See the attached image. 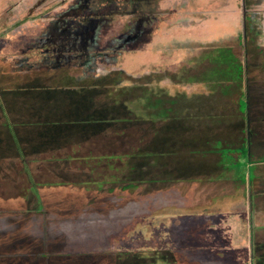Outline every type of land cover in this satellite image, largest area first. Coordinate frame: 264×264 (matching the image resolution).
<instances>
[{
  "label": "rangeland",
  "instance_id": "obj_1",
  "mask_svg": "<svg viewBox=\"0 0 264 264\" xmlns=\"http://www.w3.org/2000/svg\"><path fill=\"white\" fill-rule=\"evenodd\" d=\"M161 1L164 0H0V160L16 161L13 165L22 167L12 170L9 182L0 175V195L7 198L11 189L22 184L20 177L14 175L21 172L25 189L22 192L19 187L15 191L23 194L24 202H19L17 209L12 211L36 216L41 231L53 222L40 191L52 184H60L27 175L28 170L31 172L29 164L43 167L48 161L27 157L18 140L20 130L30 132V146L39 148L53 146L54 141L64 142V134L73 122L79 128L87 124L84 131L124 126L122 147L117 146L122 151L132 146L127 155L143 161L151 159L153 169V161L158 159L179 162L183 154L179 149L170 147L168 151L156 154L137 151L136 147L143 150V145L152 140L147 136L152 133L146 123L134 124L130 116L151 122L161 118L187 123L211 119L202 112L176 107L184 99L180 95L169 101L152 100L149 95L159 82L167 79L170 81L163 85L167 87L166 92H171L175 86L174 92L180 93L184 82L178 81L198 75L212 65L201 77L230 81L236 86L237 108L232 116L239 115L237 118L243 120L244 115L250 114L251 128L238 130L235 137L220 131H216V135L205 131L199 149H188L183 154L189 156L187 161L194 157L201 166L191 168L189 164L188 174L182 178L170 173L167 180L140 182L153 184L149 188L142 186L141 198L148 191L157 190L156 184L160 190L171 189L172 199L163 202L155 194L151 199L141 201L143 205L139 211H133L131 216L148 213L141 216L140 237L135 238L131 252L136 257L130 261L131 264H164L163 254L168 253L167 261L172 257L175 260L168 264H264V148L261 149L255 140L258 137L264 139V126L258 128L255 124L264 115L256 116L258 107L254 105L253 97L245 99V89L237 73L242 64L247 71L251 70L250 65L259 60V49L264 53V32L259 27H264V19L259 17L264 10L254 6L264 0L256 3L253 0ZM227 3L230 7L224 8ZM240 47L244 48V56L239 59L237 50ZM81 67H85L83 72ZM61 68H69L73 72L71 75L85 76L88 80L98 74L96 70L102 72L101 83L109 97H103L100 103H109L117 95L118 117L105 114L100 120L93 116L85 120L67 119L69 105L55 101L53 81L47 82V87L29 81L34 77H50L59 82V75L54 70ZM261 76L255 72L249 75L250 79ZM229 86L224 85L223 94L232 92L227 89ZM157 91L163 94L165 88ZM141 93L142 96L136 97ZM197 105L200 111L209 112L205 102L200 101ZM149 112L152 113L148 115ZM227 120V117L222 121L215 117L216 123ZM172 126L167 128L172 129ZM182 136L179 131L173 133L171 139L180 140ZM89 144L92 145L88 142L84 147ZM105 145L111 147L109 141ZM67 147L64 151L51 150L45 157L71 155ZM114 152L110 150L102 158L87 157L89 164L90 160L93 163L96 159L106 162L103 178L93 185L95 189L101 190L104 184L121 181V168L112 167L110 162L122 161V155ZM66 160L59 158L52 162L63 166L62 161ZM79 185L85 187V184ZM126 188L135 187L128 184L117 189ZM159 194L163 196L161 191ZM189 201L198 202L197 206L187 204ZM223 210L225 213L221 212ZM199 214L202 219H197ZM183 218L187 221L185 224ZM22 223L30 226L32 238L36 230L35 218L21 220L17 217L3 221L13 232ZM125 240L129 241V238ZM39 248L41 250L36 254L27 252L21 258L30 262L35 255L53 256L44 244H39ZM17 257L20 256L12 258ZM123 259L124 255L120 262Z\"/></svg>",
  "mask_w": 264,
  "mask_h": 264
},
{
  "label": "crops",
  "instance_id": "obj_2",
  "mask_svg": "<svg viewBox=\"0 0 264 264\" xmlns=\"http://www.w3.org/2000/svg\"><path fill=\"white\" fill-rule=\"evenodd\" d=\"M165 1L166 0L161 2ZM253 1L255 3L258 2V0ZM221 3L223 4L224 2ZM232 5L235 6L234 3ZM226 6L230 7V4H224V8H226ZM254 6L264 10V1H262L260 5ZM259 17L264 19L262 18L264 17V14L261 12ZM262 25H264V23H262ZM259 27L262 32H264V27L261 25ZM262 35H264V33H262ZM82 48H85V46H82ZM261 50L262 49H259L262 53ZM243 51L244 48L237 50V56L239 59L244 56ZM261 53L258 54L260 55L259 60L250 65V71H247L246 66L242 64V71L245 75L241 77V86L245 89V99H251V97L254 98V105L258 107V114L256 113V116H259L260 113L261 116L264 115V111H262L264 110V102H262V99H264V93H261V91L264 92V53ZM211 66L212 65L202 69L201 73L197 71L198 75L190 76L187 77V79L178 81L180 84L184 82V84H182L184 86L182 88L180 87V93L174 92L176 90L175 86H172L171 92H166L167 87L163 85L170 81L167 79L166 81L159 82L158 87H155L154 92L149 96L152 100H156L157 97H159V99H162L163 101H169L182 96L184 99H179V104L176 105V107H185L187 111L188 108L193 110V105L198 106L197 104H199L200 101H203L206 103V108L209 112L204 113L202 111V114H204L205 117H212L211 119L213 120L204 118V121L195 123L189 128L188 123L184 120L160 119L151 122L131 115L130 119L133 120L134 124L146 123L150 127L149 131L151 130L152 133V135H149L147 131V136H150L152 140L147 141V143L143 145V150L136 147L137 151H150L155 152L156 154L168 151L171 147L175 150L179 149L181 154H184L188 149H199L197 147H200L202 144L203 133L205 131L213 133V135H216V131H220L223 135L233 134L235 137L239 134L238 130L245 127L246 129L251 128L250 114L247 117L244 115L243 120L237 118L239 115H237L236 118L232 116L237 108L236 86H233L230 81L227 82L222 79L204 80L201 77V74ZM195 67L197 68L199 66L196 65ZM84 68L81 67L82 72L84 71ZM96 71L98 74L94 75L93 79L88 80L85 76H82L83 78H77L76 76L71 75L70 73L72 71L69 68H61L54 70V72L59 75L57 77L59 82H54L55 80H52L47 76V79L38 78V81H35L34 83L47 87V82L49 83L53 81V84L56 86L54 87L55 101L63 105H69L67 119L71 121L85 120L88 116H93L94 118H97L96 120H100L105 114H111L112 116L118 117L116 111L119 105L116 100L118 98L117 95L116 98L109 101V103H107V101L100 103V99L103 97L104 99H108L107 97H109V94L107 93L104 84L101 83L102 78L100 77H103L104 75H101L102 72L99 70ZM252 72L261 73V78L250 79L249 75ZM225 84L230 85L227 89L232 90L231 93H222ZM131 88L134 89V87ZM164 88L165 93L163 94H160L157 91L163 90ZM129 89L130 88H128V90ZM142 93L136 97L142 96ZM185 100L186 102H184ZM188 101H192V104L194 102L197 103L191 105ZM150 113L152 112H149L148 115ZM214 116L216 118L218 117V120L221 121L224 117L229 118V120H227V122L216 123ZM177 122H179V124H177ZM255 124L258 128L264 126V117ZM86 125L87 124H83L82 127L79 128L76 127L73 122V124L69 125L67 132L64 134V142L56 143L54 141V145L50 147L35 148V146H30L32 140L31 133L21 130L17 132V134H19L18 140L20 141L22 149L27 152V157L48 161L43 167L29 164L31 172L28 170L29 173L27 175L30 176V178L38 176L45 182H49L50 184L56 182L60 185L55 186L52 184L49 188L47 187V189L40 191V195L45 203L49 217L53 221L44 229V231H41L40 223L36 216L19 215V213H14L17 210L12 211L17 209V204L19 202H24L22 197L23 194L17 193L15 190L21 187L23 192L25 189V178L23 174L21 172L14 173L15 176H19L21 181H23L22 184L16 187L15 190L11 189V191H9L10 193H8L10 196L7 198L6 196L2 197L0 195V204L2 205L0 207V264H91L93 257L101 255L108 257L103 261V264H108L110 260H115L119 253L133 252V242L136 240L135 238H137V236L140 237L141 230L138 227L142 223L141 216H146L148 213L131 216L133 211H139L143 205L141 204V201L145 202L148 199H151V196L154 197L155 194L159 195L158 198L163 202L172 199L171 189L163 188L160 190V187L156 184H154V186H157L158 191L155 189L153 191H148V193L141 198L140 189L142 186H148L149 188V186L153 184H140V182L143 180H149L150 182V180L153 179L167 180L170 173L182 178L188 174L186 168L189 164L191 165V168L201 166L197 165L198 162H196L197 160L194 157H190L191 161H187L189 156L185 157L182 154V160L180 158L179 162L172 163L163 159H158L156 162L153 161V169L151 159L143 161L133 155H127V152L132 149V146H127L125 151H122L118 147L123 143L122 137L124 135L122 134L123 131H125L124 126L121 128H97L92 131H84ZM169 125L174 126H172V129L170 127L167 128ZM175 126L177 127L175 128ZM179 131L183 134L182 138L180 140H177V138L171 139L173 133H179ZM255 140L260 144L259 147L261 149L264 148V145H262L264 142H261L264 140L262 137H258V139ZM108 141L111 147L105 145ZM88 142H91L92 145L89 144L84 147V144ZM113 143L116 145L113 146ZM103 146H106L107 148ZM165 146H168V148ZM66 147L70 148L69 154L71 155L65 154L64 157L57 158L53 155L48 158L45 157V155H49L48 153L51 150L64 151ZM110 150L122 155V161L115 159L110 162L112 163V167L116 166V168H121V181H117L118 183L104 184L101 190L95 189L93 185L98 184L103 178V170L106 167V162L96 159L93 163V160H90L91 164H89L87 157L95 155L96 158H102L103 155L109 153ZM125 157H127V160H124ZM59 158H67L66 161H62L65 165L59 166V163L56 164L52 162V160ZM139 161H141V163H139ZM198 161L201 162L202 160L198 159ZM18 162L20 163V161ZM13 163H16V161L11 162L3 161L2 159L0 160V175L5 176V180L8 182V177L13 174L12 170L15 168H22L17 165L14 166ZM201 164L203 165V162H201ZM2 170L3 173L1 172ZM160 175L163 176L161 177ZM79 184H85V187H81ZM128 184H132L135 188H126L125 190L120 191L117 189ZM160 191L163 193V196L159 194ZM189 203L193 206H197L196 204L198 202H187V204ZM221 212L225 213V210ZM17 217L21 218V220L28 219L29 217L36 219V230L32 238H30L32 233L29 229L30 226L23 225L24 223L20 224L17 228L18 230H14V232L11 227L3 224L5 219H14ZM197 217V219H202L201 214ZM182 220L184 224L187 222L184 218ZM125 238H129V241H126ZM124 243L130 244V246L123 245ZM39 244H44L45 249L50 251L53 256L45 258L35 255L30 262L27 258H21L22 255L27 252L33 251L35 254L36 252H39L41 250ZM16 255H19L20 257L12 258ZM122 255L123 254H121V257Z\"/></svg>",
  "mask_w": 264,
  "mask_h": 264
},
{
  "label": "trees",
  "instance_id": "obj_3",
  "mask_svg": "<svg viewBox=\"0 0 264 264\" xmlns=\"http://www.w3.org/2000/svg\"><path fill=\"white\" fill-rule=\"evenodd\" d=\"M240 49H241V47H240ZM238 50H239V49H238ZM239 63H241V62L239 61ZM240 66H241V64H240ZM241 67H242V66H241ZM234 73H235V72H234ZM237 73L240 74V75H238V78L241 80V77H242V75H243V71H242V69H240L239 71H237ZM39 80H40V79H39ZM29 81H30V83H34L35 81H38V78L30 79ZM157 96H158V95H157ZM149 97H150V96H149ZM157 99H159V97H157ZM191 102H192V101H191ZM191 102H190V104H192ZM198 108H199V107L193 105V112H195V113H201L202 111H200ZM161 120H167V118H161ZM181 121H183V120H181ZM201 121H202V120L198 119V121L188 122V127L190 128V127L193 126L195 123H198V122H201ZM177 124H179V122H177ZM121 254H123V255L125 256V259L122 260L123 262H120V261H121V260H120V258H121ZM134 254H135V253H131V252H123V253H119V254H117L115 260H110L109 263H108V261H107V263H108V264H131L130 259H131L132 257H136V256H134ZM168 255H170V254H168V253H166L165 255L163 254V257H165L164 259L166 260V261L164 262V264H168V263H170V262L175 261V260L173 259V257H172V259H170V260L167 261V258L169 257ZM138 256L140 257V254H139ZM107 258H108V257H105V256H103V255L98 256V257H93V258H92V263H91V264H103V261L106 260ZM161 258H162V257H161ZM149 259H152V256H150ZM140 260H142V259H140ZM140 263H141V262H140ZM132 264H136V262H133ZM142 264H143V263H142Z\"/></svg>",
  "mask_w": 264,
  "mask_h": 264
},
{
  "label": "flooded vegetation",
  "instance_id": "obj_4",
  "mask_svg": "<svg viewBox=\"0 0 264 264\" xmlns=\"http://www.w3.org/2000/svg\"><path fill=\"white\" fill-rule=\"evenodd\" d=\"M145 1H148V2H149V1H151V0H145ZM137 5H138V4H137ZM137 5H135L134 7H136ZM73 24H74V22H73Z\"/></svg>",
  "mask_w": 264,
  "mask_h": 264
}]
</instances>
